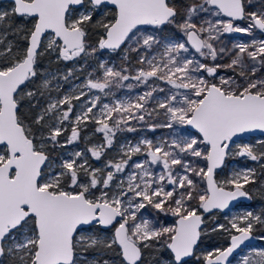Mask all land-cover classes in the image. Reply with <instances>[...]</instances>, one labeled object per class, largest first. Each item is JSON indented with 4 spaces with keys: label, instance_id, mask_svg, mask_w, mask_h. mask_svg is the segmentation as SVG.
Returning <instances> with one entry per match:
<instances>
[{
    "label": "snow or ice",
    "instance_id": "1",
    "mask_svg": "<svg viewBox=\"0 0 264 264\" xmlns=\"http://www.w3.org/2000/svg\"><path fill=\"white\" fill-rule=\"evenodd\" d=\"M253 3L13 0L11 12L0 11V257H9L11 264H231L233 253L253 239L257 225H264V216L247 211L233 217L230 227L213 224L212 232L228 233V246L202 256L197 255L198 246L208 235L205 213L214 217V210L224 212L241 197L251 199L246 186L256 183L254 169L236 171L223 181L216 179V170L225 166L234 137L264 132V74L257 75L264 68V39L233 44L236 51L227 64L217 61L228 50L217 49L213 42L225 33L252 35L253 29L264 33V0L258 10L247 11ZM202 13L228 19L213 21ZM13 16L23 21L13 35L27 42L24 47L7 41L5 33L12 27L8 18ZM238 20H247V27L236 25ZM141 26L156 31L144 34ZM90 29L98 37L94 46L86 41ZM178 33L186 37L183 42ZM162 43L163 52L151 55L153 46ZM122 45H126L125 59L128 51L138 54L141 67L135 75L101 64L102 79H89L78 94L40 105L38 97L52 89L47 78L39 84L34 79L38 56L56 52L59 59L72 61L98 50L116 52ZM221 69L235 75H219ZM129 80L148 86L135 102L101 104L100 96H95L84 102L79 114L73 113V101L88 96L83 88L105 93L113 85L131 88L123 84ZM156 81L176 91L154 87ZM30 85H36L34 90H28ZM157 91L165 92L164 98L155 97ZM24 100L33 110L30 119L21 111ZM160 115L165 123L159 126L176 133L170 143L145 139L129 144L121 148L119 160L107 161L104 168L93 167L80 151L60 160L51 158L56 147L80 139L82 125L94 123L104 143L87 151L99 161L113 147L118 131H136L133 120L145 122ZM157 126L150 125L152 130ZM69 127L71 135L62 142L60 137ZM134 155L145 159L130 166ZM237 155L264 167V152L249 145ZM188 156L206 165L194 167ZM152 166H160L162 172L155 174ZM129 167L134 170L126 173ZM167 186L171 188L166 190ZM148 206L176 217L175 226H154L138 217ZM89 250L111 253L115 259L81 255ZM161 251L168 253L163 260L148 258ZM241 264H264V249L245 256Z\"/></svg>",
    "mask_w": 264,
    "mask_h": 264
},
{
    "label": "rangeland",
    "instance_id": "2",
    "mask_svg": "<svg viewBox=\"0 0 264 264\" xmlns=\"http://www.w3.org/2000/svg\"><path fill=\"white\" fill-rule=\"evenodd\" d=\"M255 8H257L260 5V0H254ZM0 11H3V9L0 7ZM207 19H211L213 21H216V16H208ZM144 34H152L154 31L151 30H141ZM177 31V30H176ZM6 35V34H5ZM178 36H182V33H178ZM185 39L182 37H179V42H183ZM12 41L13 40H7ZM177 42V41H173ZM16 43V42H15ZM14 43V44H15ZM217 49L223 47L222 43L217 40L213 42ZM127 45V42H126ZM126 45H124L120 52L117 54H113L110 52H105L104 50H98L94 55H82L81 57H78L72 61H63L55 56V59L51 61L50 64H54L55 68L46 70L44 74L42 75V81L47 78L50 81V93H46L44 97H38L40 101V105L46 104L48 99H60L64 95H70V94H78L81 91L82 85L85 84V82L89 79H102L104 74V68L100 67L101 64H103L105 67H112L116 70H123L127 69L128 71L125 74L128 75H135L136 70L141 67L139 63H137L138 54L136 52L128 51L127 52V59H125V49ZM94 46V45H92ZM159 48H163V44L160 45ZM163 50V49H162ZM143 51V50H142ZM163 52V51H162ZM56 52H49V55L55 54ZM160 52H158V55ZM152 55V51H151ZM59 64V65H58ZM71 72L72 75L68 76L67 79H64V77ZM159 83H163L162 81ZM124 85L131 84L132 87L128 88L125 87L128 91H130L132 88L140 89L139 93L137 95H133L134 97L138 95H142L145 90L148 89V87H145V85H139L134 80L124 81ZM149 84H152V81H149ZM115 86V85H113ZM119 87L115 86V89ZM122 88V87H120ZM116 89V90H118ZM33 90V89H28ZM83 91L88 92V96L83 97L80 101H73V113L79 114L82 111V106L84 105V102L92 99L95 96H100L101 98V104L107 103L106 102V94L100 93L97 90H91L89 91L87 88H83ZM106 91V89H105ZM119 91L117 93H114L115 96H118ZM117 94V95H116ZM131 97V95H130ZM118 101V100H116ZM154 105V101L150 102L149 108H151ZM67 107V106H65ZM99 107V105H98ZM94 111H96L94 109ZM162 113V112H161ZM163 117V115H161ZM74 118V117H73ZM164 118V117H163ZM151 119H147L145 122H141L138 124L137 130H139V133L134 134L133 132L123 131V136L119 139L118 137H115V141L112 148H109L105 151L104 155L102 156L101 160L97 161L91 158V153L87 150L91 147L101 145L104 143L103 134L96 132L95 129L97 125L94 123H88L90 125H82L81 130L85 126H90L92 129H89V132L83 133L80 131V139L72 144H66L65 147H56L57 151L54 149V153L51 154V158L53 160H60L62 157H69L72 153L75 151L83 152L84 155L88 158L89 163L96 168H104L105 164L109 160H119L121 157V148L126 147L127 145H136L140 144L142 140H151L154 144H158L161 142H168L170 143L171 140L176 138V133L173 132V129H169L164 127L165 129L169 130V135H167V132L165 134H152V130L150 125H153L150 121ZM165 120V118H164ZM179 127V126H176ZM94 129V130H93ZM91 130V131H90ZM188 130V129H186ZM81 134L83 136L81 137ZM67 137L71 135L70 127L68 128V133L66 134ZM92 136V137H91ZM94 138V140H93ZM99 139V140H96ZM119 139V140H118ZM89 140V143H86ZM62 142H66V139ZM85 143V144H84ZM244 145H249L253 147L254 151L257 153L264 152V139L260 137H246V138H240L234 142L231 143L229 147V156L225 160V166L221 168L216 173V179L218 181H223L227 178H229L230 174L236 172V171H242L245 169H254L257 174L256 183L249 184L246 186V190L249 192V195L251 199L243 198L244 205L236 206L232 210L222 213V212H214L215 215L213 217V213L208 215L206 217V222L210 223L211 225L216 223L224 224L226 227H230L229 221L236 216H241L247 211H252L254 214L262 215L264 216V167H261V162L251 161L247 157H241L237 155V153L240 151V148ZM142 146V145H141ZM205 146L200 145V148L203 149ZM145 157L143 155H134L132 157V160L129 161V165L131 166L133 162L142 161ZM187 161L191 162V165L194 167H204L206 165V162L201 160L197 157H186ZM134 169L132 167H129L126 169V173H129L133 171ZM151 170L155 174H160L162 172V168L160 166H152ZM175 170L180 175H183V169L180 168V166H176ZM195 179L199 184L201 188H206L205 184L200 182L199 177H192ZM171 186H167L166 190H169ZM253 194H255L256 197L260 198V203L258 205H252L246 206L245 204L252 201ZM138 217H142L144 219H149L153 222L154 226L159 227H172L173 225V219L174 218L171 214H165L163 212H160L156 209L151 208V206L146 207L145 209H142L140 213H138ZM254 233H260L257 236V243L249 246L247 248H244L238 255L235 256L234 260L231 262V264H241L242 259L245 256L251 257L253 253L257 250L264 249V225H257L256 228L253 230ZM211 246H203L200 247V251L197 253V255H203L207 251H212L216 247H220L218 241H214ZM83 257H88L84 254H81ZM106 255L104 259H115V257L111 254H103V253H97L96 255L89 256L88 258L91 259L93 256H103ZM163 260V259H161ZM3 264V263H0Z\"/></svg>",
    "mask_w": 264,
    "mask_h": 264
},
{
    "label": "flooded vegetation",
    "instance_id": "3",
    "mask_svg": "<svg viewBox=\"0 0 264 264\" xmlns=\"http://www.w3.org/2000/svg\"><path fill=\"white\" fill-rule=\"evenodd\" d=\"M5 2L6 3H10V8L9 9H11L12 8V4H13V2H11V1H9V0H0V7L2 8L3 6H5ZM173 2L174 3H177V4H180V3H183L184 2V0H173ZM189 2H190V0H189ZM259 7H260V5L257 7V8H255L254 7V5H247L246 6V10L247 11H252V10H258L259 9ZM110 8V7H109ZM201 16H203L205 19H207V17L209 16V14H207V13H202L201 14ZM108 17H109V19H111L112 17H111V15L109 14L108 15ZM99 18V17H98ZM217 18H219V19H224V20H227L228 18L227 17H217ZM198 22H201L202 23V21H198ZM235 24L236 25H239V26H241V27H247V24H248V21L247 20H238V21H235ZM151 30V31H156V30H154L152 27H146V28H141V30ZM171 32L172 33H176V29L175 28H172L171 29ZM157 35L159 36L160 35V33L157 31ZM164 35L165 36H167V35H169V33L168 32H165L164 33ZM178 37H182V38H184V39H186V37H184L183 36V33H182V36H178ZM260 40V39H264V33H262V32H260V30H258V29H253L252 30V35H244V34H242V33H231V34H228V33H225V34H223L222 36H220V38H219V41L222 43V45H223V47L224 48H226L228 51L225 53V54H222V56H223V58L222 59H218V61H217V63H220V64H227V63H229L230 62V58H231V56L234 54V52L236 51V50H234L233 48H232V45L233 44H235V43H251L253 40ZM86 41H87V39H86ZM87 43L89 44V45H95V43H89L88 41H87ZM163 44V43H162ZM161 45V44H160ZM160 45H154L153 46V49H152V55H158V52H160V53H162V49L163 48H159L160 47ZM124 45H122L121 46V48L123 47ZM105 52H110L109 50H107V49H105L104 50ZM193 52H194V50H192ZM118 52H120V50H117L116 52H110V53H113V54H117ZM198 55V54H197ZM57 57H58V54H57ZM202 59V58H201ZM205 63H210V61H204ZM250 63V62H249ZM219 75H223V76H234L235 75V73L234 72H232L230 69H221L220 71H219V73H218ZM261 74H264V68H262L258 73H257V75H261ZM159 82H161V81H156L155 82V84L153 85L154 87H157V88H164L165 89V92H168V91H172V92H174V91H176L175 89H170V86H168V85H166V84H164V83H159ZM145 87H148L147 85H145ZM116 89H118V88H116ZM115 89V86H112L110 89H106V91H105V93H107V95L105 96L106 97V102L109 104V105H112V104H114L115 102H117L116 100H118V101H131V102H135V99H136V97H134L133 95L135 94V95H137L138 93H139V91H140V89H135V88H132L130 91H128L125 87H122V88H120L119 87V89L118 90H116ZM117 91H119V93H118V96H115L114 95V93H117ZM165 92H159V91H157L156 93H154V96L155 97H157V98H160V99H162V98H164V96H165ZM117 95V94H116ZM130 95H131V97H130ZM160 112H163V110L161 109L160 110ZM151 120V123L153 124V125H158L156 128H155V130L154 131H152V134H165L166 132H167V135H169V130L168 129H165L164 127H161V126H159V125H162L163 123H165V120H164V118L160 115V116H154V117H152V118H150ZM141 122H139V121H136V120H133L132 122H131V124H132V126H134L135 128H136V131H133V133L134 134H137V133H139V130H137V127H138V124H140ZM88 125H90V124H88ZM94 130V129H93ZM91 131V130H90ZM88 132H89V130H88ZM123 134H124V132L122 131V132H120V131H118L117 132V134H116V137H118L119 139L123 136ZM252 137H260V136H255V135H251ZM251 136H249V137H251ZM260 138H263L264 139V137H260ZM118 139V140H119ZM230 147V146H229ZM245 203V202H244ZM244 203H243V197H242V200L236 205V206H241V205H244ZM260 203V198H258V197H256L255 196V194H253V198H252V201L251 202H249V203H247V204H245L246 206H252L253 204L254 205H258ZM206 217L207 216H205V219H206ZM173 219V225L175 226V219H176V217H174V218H172ZM206 225H207V222H206V224L204 225V227H206ZM256 237L258 236V234H260V233H254V232H252ZM228 241L229 240H227V242H225V243H223L222 245H219L220 247H226L227 245H228ZM256 243H257V241H256ZM255 243V244H256ZM203 246H205V245H201V243L199 244V248L200 247H203ZM207 246V245H206ZM247 248V247H246ZM244 249V248H243ZM243 249H241L240 251H239V253L243 250ZM148 251L149 250H146V254L148 253ZM238 253V254H239ZM81 254H84V255H86V256H92V255H96L97 254V252H92L91 250H89V251H85V252H82ZM237 254V255H238ZM105 256L106 255H103V258H105ZM199 256H202V255H199ZM98 257H100V256H98ZM165 256H163V253L162 252H159L158 254H156V253H152V255L151 256H149L148 258L149 259H153V258H155V259H163ZM235 258V257H234ZM234 258H233V260H234ZM232 260V261H233ZM231 261V262H232ZM3 261H2V257H1V259H0V263H2Z\"/></svg>",
    "mask_w": 264,
    "mask_h": 264
},
{
    "label": "trees",
    "instance_id": "4",
    "mask_svg": "<svg viewBox=\"0 0 264 264\" xmlns=\"http://www.w3.org/2000/svg\"><path fill=\"white\" fill-rule=\"evenodd\" d=\"M10 8V3H6L5 2V6L2 7L3 11H8V12H11V9ZM94 19H98V17H95ZM107 19H109V17L107 16ZM8 22L12 25V27L10 29H7L6 31V36H7V40H13L14 43L20 47H24L26 46V41H23L21 39L18 38V36H14L13 35V29H15L16 27L18 26H22L23 25V21L21 20V18L19 17H9L8 18ZM95 32L96 30L95 29H90L89 30V36L86 37L87 41L89 43H95V41L98 39V37L95 35ZM58 53H55V54H52V55H49V52H45L43 55L41 56H38L37 57V63H36V70H37V73H38V77L37 78H34L36 79L37 81V84L41 83L42 82V75L44 74V72L46 70H50V69H53L55 68L56 65L54 64H50L51 61L53 59H55V56L57 55ZM59 65V64H58ZM58 67V66H56ZM36 87V85H30L29 88L30 89H33ZM21 111L23 113L26 114V116L30 119L31 118V115L33 114V110H30L29 108V101L28 100H24L22 102V107H21ZM89 129H92V127L90 126H85L81 132L83 133H86L88 132ZM68 131L64 132L63 136L60 137V140L63 141L67 138V134ZM83 136V134H81V137ZM92 137V136H91ZM94 140V138H93ZM96 140H99V139H96ZM86 143H89V140L86 142ZM85 144V143H84ZM55 150L57 151V149L55 148ZM55 151L53 150L51 152V154H53ZM211 227L212 225L210 223H207L205 229L207 230L208 232V235L206 236H203L202 237V243L201 245H207V246H211V245H214L212 244L214 241H218V243L220 245H222L223 243L227 242L228 240V233H222V232H212L211 231ZM92 252H95L93 250H91ZM163 253V256H167L168 253L165 252V251H161ZM2 263L3 264H11V260L9 257L5 256V257H2Z\"/></svg>",
    "mask_w": 264,
    "mask_h": 264
},
{
    "label": "water",
    "instance_id": "5",
    "mask_svg": "<svg viewBox=\"0 0 264 264\" xmlns=\"http://www.w3.org/2000/svg\"><path fill=\"white\" fill-rule=\"evenodd\" d=\"M9 1L13 2V0H9ZM108 7H111V6H108ZM146 27H151V26H141V28H146ZM188 130L194 132V130H191V129H188ZM251 135L264 137V132H261L260 130H254V131H252V132L242 133V134H239L237 137H234V138H233V142L236 141V140H238V139H240V138H246V137H249V136H251ZM230 145H231V143H230ZM230 145H229V146H230ZM219 170H220V169H217V170H216V173H217ZM205 187H206V184H205ZM241 200H242V197L239 198V199L236 200V201H233V202L230 204L229 209L225 210V211L222 212V213H226V212L232 210L233 208H235L236 205H237ZM201 211H202V210H201ZM214 212H220V211H219V210H214ZM210 214H212V213H205L204 216H208V215H210ZM252 237H253L252 240H250V241H246V242H245V245H242L241 248L237 249V251L233 253V256L229 258L230 262H231V261L233 260V258L239 253V251H240L241 249L246 248V247H249V246H252V245H254V244L256 243V241H257V237H256L253 233H252ZM228 244H229V241H228ZM227 246H228V245H227ZM0 259H1V257H0Z\"/></svg>",
    "mask_w": 264,
    "mask_h": 264
}]
</instances>
